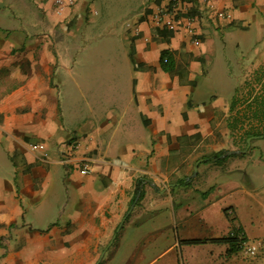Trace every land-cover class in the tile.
<instances>
[{
	"label": "crops",
	"instance_id": "crops-1",
	"mask_svg": "<svg viewBox=\"0 0 264 264\" xmlns=\"http://www.w3.org/2000/svg\"><path fill=\"white\" fill-rule=\"evenodd\" d=\"M118 1L57 13L53 0H0V264H214L184 240L224 207L243 235L264 237L242 168L208 179L223 196L177 190L203 155L245 152L228 124L246 79L261 95L264 0ZM176 7L169 36L156 32L152 13Z\"/></svg>",
	"mask_w": 264,
	"mask_h": 264
},
{
	"label": "rangeland",
	"instance_id": "rangeland-1",
	"mask_svg": "<svg viewBox=\"0 0 264 264\" xmlns=\"http://www.w3.org/2000/svg\"><path fill=\"white\" fill-rule=\"evenodd\" d=\"M119 1L116 0V5H118ZM262 75L259 77V85H261L262 91L260 93L264 94V73L261 72ZM250 79H246L244 83V88L242 91H238L236 93V106L234 107V113H236V109L241 107L240 109H244V104L247 99V96H252V93L247 92V86L245 83H248ZM248 118L244 117L243 130L246 128H250L252 124L247 122ZM263 125H257L262 131V127L264 126V118L262 119ZM256 127L255 125H252ZM235 131V130H234ZM264 135V134H262ZM230 144L237 145L240 149H246L242 154H229L225 158L219 161H200L199 162V172L198 176L191 180L188 184H181L177 189L180 190L181 195L189 196L195 195L204 199H208V197H220L224 194V188L222 191H219L217 185H213L208 190V179L210 180H219L222 182L226 181V178L230 179L231 176H237L239 179L243 178V175L237 169H243L248 175H251L252 178L255 179L258 187L255 189L257 198L255 200V206L252 212L253 220L261 222L264 224V137L255 136L250 140V144L247 147V139H241L239 142L230 141ZM229 144V145H230ZM258 145V146H256ZM206 156L208 155L205 154ZM233 167L234 171L232 173H224L225 167ZM209 177V178H208ZM238 195H232V199H235ZM240 196V195H239ZM245 200H249L247 195L244 196ZM249 202V201H248ZM260 202V204H259ZM250 204V203H249ZM228 206V205H227ZM250 208V209H249ZM227 208L224 207L222 209V215L218 218H213L210 222L201 221L198 222L201 225L198 226L202 237H193L191 239H197L199 242L195 243H186L192 245L193 252L190 255H193L195 260H200L208 251V261L209 263L214 264H237V261L242 264H253L258 261V258L262 256L261 247L264 246V243L257 248V251L254 255H250L246 252V247L248 244L252 242H257L258 239H262L264 237H249L243 236V240L237 244V247L228 252L231 247V244L227 242L225 239L230 236V233L235 229V225L238 223V220L234 217L233 214L228 213L224 214ZM251 211V205L246 208V213L244 215L247 217ZM208 214V213H207ZM214 217V216H213ZM264 228L263 225H260ZM208 234V235H205ZM216 234V236L212 235ZM217 239V241L215 240ZM189 240V239H188ZM213 255V258L211 257Z\"/></svg>",
	"mask_w": 264,
	"mask_h": 264
},
{
	"label": "trees",
	"instance_id": "trees-1",
	"mask_svg": "<svg viewBox=\"0 0 264 264\" xmlns=\"http://www.w3.org/2000/svg\"><path fill=\"white\" fill-rule=\"evenodd\" d=\"M184 14H188V13H184ZM190 14V13H189ZM156 32H161V33H165L166 36H169V34L172 32V28L171 27H162V28H155ZM160 62L162 65V68L165 71H171L172 66H173V59L171 57V54L166 50L163 51L160 57ZM263 93H261V95H253L251 97L250 100L246 101V104L244 106V109L240 110L238 109V111L236 110V113L234 114V116L232 117L231 121L228 124V127L230 128V130H240L243 129V122L242 119H244V117L248 118L247 120H249L250 124L255 125L254 126H250V128H246L244 129L243 132V139L245 140L248 137L251 136H262V134H264V126L262 127V131H260V129H258L259 127H257V125L261 126L262 124V119L264 118V97H263ZM236 103H232V110L234 109ZM242 111V112H241ZM243 116V117H242ZM253 120H256V122H251ZM223 150H219L216 152H213L209 155H203L200 159V161H219L223 158H225L226 156H223ZM188 178H181L179 179L177 182L179 183V185L181 184H188ZM243 232L240 231L239 228H235L231 233L230 236L228 238H226L225 240L227 242H229L231 244L230 249L228 250V252L233 251L236 247L237 244L243 240L244 237H242V240L239 239L238 234ZM217 241V239H215ZM185 243H195V242H199V240L197 239H189V240H184Z\"/></svg>",
	"mask_w": 264,
	"mask_h": 264
},
{
	"label": "built area",
	"instance_id": "built-area-1",
	"mask_svg": "<svg viewBox=\"0 0 264 264\" xmlns=\"http://www.w3.org/2000/svg\"><path fill=\"white\" fill-rule=\"evenodd\" d=\"M173 0H170V2ZM73 3V0H53V4L55 7V11L57 13H61L62 10ZM176 5H173V7ZM185 9V7H182ZM181 8L176 7V8H166V9H160L152 13L151 19L156 25H162L164 27H171L173 25L174 21V16L178 15L181 11ZM182 13H187L186 11H182ZM222 15L227 16L228 14L222 13ZM196 16L188 14L186 16V28L188 32L193 36L196 37L197 32L195 29V26H192V23L195 21L196 22ZM136 32L138 31V28L134 29ZM38 148H42V145L39 144ZM82 170L85 173H88L89 167L86 162L82 163ZM240 237H242V233H239ZM242 240V238L240 239ZM241 242V241H240ZM264 243V238L258 239L257 242H252L247 245L246 247V252L250 255H254L257 251V248Z\"/></svg>",
	"mask_w": 264,
	"mask_h": 264
},
{
	"label": "water",
	"instance_id": "water-1",
	"mask_svg": "<svg viewBox=\"0 0 264 264\" xmlns=\"http://www.w3.org/2000/svg\"><path fill=\"white\" fill-rule=\"evenodd\" d=\"M249 143H250V137L247 138V147L249 146ZM245 150H246V149H243L242 151H245ZM229 153H231V152H229ZM198 163H199V162H196V163H195V166H194V172L196 171V168H197Z\"/></svg>",
	"mask_w": 264,
	"mask_h": 264
}]
</instances>
